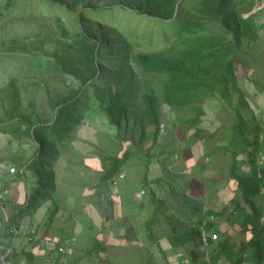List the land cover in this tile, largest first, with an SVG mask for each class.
I'll list each match as a JSON object with an SVG mask.
<instances>
[{
  "label": "crops",
  "instance_id": "obj_1",
  "mask_svg": "<svg viewBox=\"0 0 264 264\" xmlns=\"http://www.w3.org/2000/svg\"><path fill=\"white\" fill-rule=\"evenodd\" d=\"M260 1L259 34L243 40L237 58L233 104L240 108L242 92L247 101L241 109L243 133L234 125V109L218 96L194 105L202 108L195 125L184 121L195 116L194 106L176 114L162 105L163 127L159 123L154 132L149 126L142 137L139 129L117 134L101 113H85L52 164L54 190L9 224L17 233L2 237L0 264H194L193 252L208 254L215 243L198 245L196 229L203 224H212L219 239L227 237L236 248L249 238L248 231L230 222L227 207L241 198L235 175L257 170L248 153L254 151V127L264 120V0ZM22 141L14 148L16 154L0 155L4 228L38 185L25 163L35 144ZM125 149L131 155L105 177L108 166L102 157ZM261 157L256 161L264 165V150ZM9 166L15 167L13 173ZM119 173L124 176L114 184ZM254 200L264 209V194ZM52 208L56 211L48 219ZM65 237L73 238L71 255L56 250ZM215 264L231 263L220 257Z\"/></svg>",
  "mask_w": 264,
  "mask_h": 264
},
{
  "label": "trees",
  "instance_id": "obj_2",
  "mask_svg": "<svg viewBox=\"0 0 264 264\" xmlns=\"http://www.w3.org/2000/svg\"><path fill=\"white\" fill-rule=\"evenodd\" d=\"M133 1L118 8L146 14L169 27L177 24L175 40L163 48L135 51L121 32L113 34L110 31V37L104 38L100 27L92 31L87 20L71 31L60 16H53L51 30L37 33L33 38L10 39L6 49L50 59L78 85L67 86L63 92L54 95L46 92L52 111L46 120L22 107L17 78L10 76L8 79L3 98L7 106L5 115H0V133L11 140L25 139L35 144L25 163L35 172L38 185L29 193L24 206L18 207L17 213L8 219L5 228L0 216V242L9 234V224H15L17 218L32 210L39 199L54 190L52 164L59 154V147L81 121L89 95L96 101V110L116 128L117 133L123 122L130 123L132 129H139L140 137L149 126L156 132L162 104L170 109L189 108L210 96H218L234 109V125L243 133L240 128H244L246 122L241 109L247 106V101L242 92L238 95L240 108L233 104L236 57L243 40L255 39L261 29V24H257L260 9L255 7L256 0ZM13 2L5 0L0 16ZM40 3L61 6L72 12L68 0H40ZM84 6L90 8L89 15H95L101 9L90 1ZM103 10L109 13V8ZM81 15L82 11H78L76 21ZM194 110L195 116L184 120L191 125L198 123L202 113L200 106H194ZM252 138L254 151L248 156L257 170L235 175L241 198L231 200L227 207L230 222L237 224L240 231H248L250 236L237 248L227 237L212 241L215 243L208 253L212 264L220 257H225L231 264H264V209L254 200L264 187V165L256 161L264 150V120L254 127ZM244 139L247 141L245 135ZM129 155L131 151L125 149L120 155L103 156L108 166L104 176L113 174ZM55 211V208L49 211L48 219ZM202 228L208 231L212 224H203ZM200 232L201 228H197L198 245H202ZM211 232L217 233L215 230ZM5 251L3 249L2 253ZM22 254L26 258L30 256L27 252ZM193 254L194 264H206L204 251L197 249Z\"/></svg>",
  "mask_w": 264,
  "mask_h": 264
},
{
  "label": "rangeland",
  "instance_id": "obj_3",
  "mask_svg": "<svg viewBox=\"0 0 264 264\" xmlns=\"http://www.w3.org/2000/svg\"><path fill=\"white\" fill-rule=\"evenodd\" d=\"M68 1L72 5L71 13L61 6L43 5L40 3V0H14L13 4H11L0 16L1 116H4L6 111L7 102L3 99L5 93L4 89L10 76H15L17 78L16 83L20 90L22 107L36 113L41 119L46 120L49 119L52 114L50 106L47 103L46 92L48 91L51 95H54L58 91L63 92L67 86L75 87L78 85V82L74 78L63 74L52 60L45 57H32L24 53L12 52L6 49L10 39L14 37L33 38L37 33L51 30L53 28V16H60L71 31H75L80 23L82 24V22L87 20L92 31L95 32V29L100 27L104 38L110 37V31L113 34L121 32L130 40L132 48L135 51H148L163 48L177 37V24L169 27L158 20L155 21L153 17H148L146 14H134L118 8L121 4L126 5L127 2H135L133 0ZM87 1L97 4L101 9L95 15H89L88 11L90 8L84 6ZM4 3L5 0H0V10ZM260 3V0H256L255 7L260 9ZM106 8H109V13L103 10ZM78 11H82V15L79 16V22L75 19ZM258 16L257 24H260ZM241 50H243L242 46L238 50V55ZM237 58L238 56L236 57V62L238 63ZM243 58L245 61L246 58ZM235 74H237V70ZM162 105L166 107L165 110L168 109V112L172 111L176 112V114L179 113H177L179 110L187 109V107L170 109L165 104ZM96 111V101L91 95L87 96L86 105L83 108L82 114H90ZM124 127L125 129H123ZM126 128H130V132L133 134V130L135 129H132L130 123L127 125L125 122H123V127L117 134H122L123 130L125 134L128 132ZM23 142L25 141L11 140L7 135L0 133V155L10 156L12 153L16 154L18 151H15L14 148H16L19 143L22 145ZM15 165L17 166L16 163ZM211 231L213 230H208V232ZM216 234L219 238V234Z\"/></svg>",
  "mask_w": 264,
  "mask_h": 264
},
{
  "label": "built area",
  "instance_id": "obj_4",
  "mask_svg": "<svg viewBox=\"0 0 264 264\" xmlns=\"http://www.w3.org/2000/svg\"><path fill=\"white\" fill-rule=\"evenodd\" d=\"M159 127H163V124L160 123ZM263 157H261L262 159ZM8 171L13 173L15 171V167L14 166H9ZM124 174L123 173H119L117 176V179L113 180V183H117V181L121 178H123ZM140 193H143V190L140 191ZM260 193L264 194V187H262L260 189ZM10 234H16L17 230L14 227H10L7 230ZM218 239L217 234L215 232H208L207 230H205L204 228L201 227V232H200V241L202 246L204 247H208V245L210 244L209 242L212 241H216ZM73 238L72 237H65L62 239V241L56 246V250L64 255H71L73 252V248L71 246V242H72ZM206 262V264H212L211 261L208 258V254L205 252V256L203 258ZM241 264H245V263H241Z\"/></svg>",
  "mask_w": 264,
  "mask_h": 264
}]
</instances>
